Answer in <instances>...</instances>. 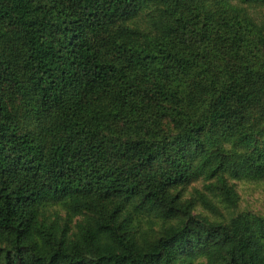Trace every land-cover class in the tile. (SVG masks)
<instances>
[{
  "label": "trees",
  "instance_id": "16d2710c",
  "mask_svg": "<svg viewBox=\"0 0 264 264\" xmlns=\"http://www.w3.org/2000/svg\"><path fill=\"white\" fill-rule=\"evenodd\" d=\"M258 6L0 0V264H264Z\"/></svg>",
  "mask_w": 264,
  "mask_h": 264
},
{
  "label": "rangeland",
  "instance_id": "374dc122",
  "mask_svg": "<svg viewBox=\"0 0 264 264\" xmlns=\"http://www.w3.org/2000/svg\"><path fill=\"white\" fill-rule=\"evenodd\" d=\"M249 11L254 19H264V6L251 7ZM141 19H143V17ZM140 25L144 26L145 23L141 20ZM205 183L206 182L202 180L193 182L189 186V193L195 194L194 188H198L200 191L204 192L207 197L213 200L217 210L222 213V217L218 215L217 210H208L202 204L195 205V212L207 214L210 218H223V216L230 217L232 214H235L236 211H245L264 217V179L257 181H247L242 179L236 182V189L240 196L239 206L236 209H229L221 203L219 196L214 194L209 188H206ZM75 219L76 216L75 218L73 217V220ZM147 221L148 219L146 217H141L142 227L145 228L148 226ZM155 222V227L158 228L160 221L155 220Z\"/></svg>",
  "mask_w": 264,
  "mask_h": 264
}]
</instances>
